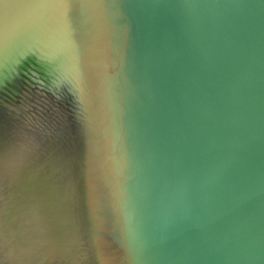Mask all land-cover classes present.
Instances as JSON below:
<instances>
[{"label": "water", "instance_id": "95a60500", "mask_svg": "<svg viewBox=\"0 0 264 264\" xmlns=\"http://www.w3.org/2000/svg\"><path fill=\"white\" fill-rule=\"evenodd\" d=\"M0 264H264V0H0Z\"/></svg>", "mask_w": 264, "mask_h": 264}]
</instances>
